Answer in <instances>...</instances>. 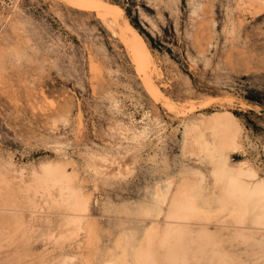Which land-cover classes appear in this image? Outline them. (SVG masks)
I'll return each mask as SVG.
<instances>
[{
    "label": "rangeland",
    "instance_id": "374dc122",
    "mask_svg": "<svg viewBox=\"0 0 264 264\" xmlns=\"http://www.w3.org/2000/svg\"><path fill=\"white\" fill-rule=\"evenodd\" d=\"M88 1L0 0V264H132L183 180L206 216L193 227L208 220L228 254L253 262L223 229L236 213L220 211L210 190L215 160L201 148L219 128L201 117L231 112L245 146L231 162L264 177V5L258 18L250 0ZM120 18L161 76L130 51ZM48 161L88 197L80 230L65 220L59 186L36 185Z\"/></svg>",
    "mask_w": 264,
    "mask_h": 264
},
{
    "label": "bare ground",
    "instance_id": "6f19581e",
    "mask_svg": "<svg viewBox=\"0 0 264 264\" xmlns=\"http://www.w3.org/2000/svg\"><path fill=\"white\" fill-rule=\"evenodd\" d=\"M79 1H81V4L84 5V3H82V0H79ZM84 1L86 4L90 3L88 0H87V2H86V0H84ZM250 1L256 2V4H253L254 9L251 11V13L255 14L256 15L255 17L259 18V16H260L259 14L263 10L262 5H264V0H250ZM99 3H97V5H100ZM236 6H238V5H236ZM84 7H85V5H84ZM101 7H102V5H101ZM235 9L236 8L234 7V10ZM237 9H239V8H237ZM96 10H97L98 16L100 18L104 19L106 24L108 25V27H110V29L113 30V28H115L114 22H112V20L109 19L108 16L104 12H102L99 8H96ZM227 10H229V9H227ZM227 10H226V12H227ZM107 13H108V11H107ZM209 15H211V14H209ZM228 17H229V15H228ZM119 25H120L122 33L125 35L123 40L128 44L130 51H132V53L136 54L135 56L137 58H139V60L141 59L144 63L145 62H148V63L152 62L153 65H155L157 68L158 76H161L162 71L158 67L159 65H157V63H156L157 61L155 60V58H157V56L154 58L153 54L150 55L149 52H146L145 46L141 42L137 41L135 43L131 40L129 33L125 29L124 24H123V20L121 18H120V24ZM222 30H226V29H222ZM238 30H239V28H238ZM210 32H211V28H210ZM211 34L209 33V35H211ZM214 34H216V33H214ZM201 36H203V34ZM244 38L248 39L246 37H244ZM253 42H255V41H253ZM253 42H252V44H255ZM237 44H238V42H237ZM241 46H242V44H241ZM217 47H219V46H217ZM252 47H253V45H252ZM218 50H219V48H218ZM187 57H189V56H187ZM148 85H150V84H148ZM153 86L155 87V85H153ZM152 89H153V91L155 90L154 88H152ZM156 92H159L158 89ZM157 94H160L163 97V99H165L164 101H168V103L170 102V97L166 96L164 93L159 92ZM156 101H158V100H156ZM202 116L203 117H201V119L208 117L210 120H212L214 123H216L218 125L219 130H220V131L217 130L216 133H212L211 135L215 136V137H213V140H211V141L207 140L205 142L204 146L201 148L206 153L212 154V157L215 160V168L212 171V177L214 179L215 186L213 188H211L210 190L213 191L215 194L217 203L219 204L220 211H225V210L228 211L229 210L230 216L233 213H236L235 216L232 217V220H233L232 224L226 226L223 229L227 230L229 228L231 230L230 233L232 234L231 237H233V239H231V238L230 239H231V241L232 240L236 241V244H235L236 249L238 248V246H244L245 245V247H244L245 248V250H244L245 256H247L249 258L250 257L253 258V259H250V260H253V262L249 260L251 262V264H264V177L263 176L260 177L257 174L256 169H254L255 167L253 168L252 165L248 164V162H247L248 160H245V159L241 160L240 159L241 161H238V162L236 161L235 163H233V161L231 162V159H230L231 157H230L229 152H236L239 149H241V147L242 148L245 147V146H241V144H240V141H241L240 137L242 135V131H244V130L241 129L242 126L240 127V125L237 121V118L231 112L224 111V110L223 111H216V112L213 111L210 115H207V116L202 115ZM240 124H242V123L240 122ZM220 133L223 136H225V137L222 136L224 138V140L220 139L219 138L220 136H218V138H217V135H219ZM244 135H245V133H244ZM152 148H154V147H152ZM157 148H160V147H157ZM162 149H163L162 151H164V148H162ZM154 150L155 149H153V152H155ZM217 151H218V155L217 154H216L217 156L213 155ZM242 151H244V150H242ZM155 153H157V152H155ZM141 154H140V156H141ZM165 154H167V153L165 152ZM144 155H146V154H144ZM160 155H161V153H160ZM163 155H164V153H163ZM145 157H148V155ZM149 157L151 158L150 154H149ZM150 158H147V159L149 160ZM147 159L146 160L144 159V160L148 161ZM153 160H156V159H153ZM136 162H137V160H136ZM160 162L161 161H159V163ZM146 163H148V162H145V164ZM155 166H157L156 162H155ZM155 166H153V167H155ZM3 167H5V166H3ZM61 167L62 166H59V165L54 164V163L49 162V161L45 162L41 165V169H42L41 174L40 173L36 174V175H40V176L37 177L34 174L33 180H34V177L35 178L37 177L38 184L36 183V185H39L38 189L39 190L43 189V190H45L44 192H46V193L49 192L48 188L51 187V185L52 186L55 185L56 187L59 186V189H60L59 190L60 191L59 192L60 193L59 199H60V201L63 202V204H65V209L67 212V214L65 213L66 214L65 220H67L69 223H71V225L73 224V225L77 226V228L75 226L74 227L77 230H80L81 229L80 224H81L82 218L85 216H89L88 215V204L89 203L87 201L88 199H86L88 197L83 196V194L81 193V191L78 188H74L72 186L71 174H70V176H71L70 177L69 174L67 172H65V170H63L64 167L62 169H60ZM154 170H156V168ZM164 173H166V172H164ZM160 176H162V175H160ZM164 177H165V175H164ZM164 177H162V179ZM170 179L172 180V178H170ZM96 180H98V179L96 178ZM170 181L166 180V185H168L170 183ZM1 182L2 181H0V183ZM183 182L185 185L184 184L181 185L179 190L176 192V195H174V197L170 200V202L168 204V210L165 213V217H164V220L162 221V223L161 224H160V222L153 223L151 226H149L146 229L144 237L142 238L141 242L139 243L137 248L134 249V251L132 253V259H133L132 264H201V262L204 260H205L204 262H206V264H245L242 261V258H244V257L238 256L234 259V257H232L230 254H228L227 251L225 250V248H223V246H224L223 241H225V240H221V239L217 238V237H219L218 235H220V233L223 232V230L221 232L219 230L214 231V233H211L212 230L209 232V229H208L209 224H208V226L206 225L208 220L205 221L206 223L201 220L202 223L198 225V228L193 227L194 226L193 224L195 221L193 223H190V221L200 219V218H204L206 216H203V215H205V213L200 211V209L196 205V200H195L196 195L192 194V192H191V190L193 188L192 185H190V183H188L187 181L185 182L183 180ZM103 184H105V183H103ZM105 190H107V189H105ZM47 194H49V193H47ZM6 201H7V198L0 193V209H2L1 203H3V202L5 203ZM55 202H56V200H55ZM4 210H6V209H4ZM221 213H219V214L217 213V214L220 215ZM227 217H229V216H227ZM2 219L0 220V223H1ZM206 219H208V217ZM221 220H223V219H221ZM195 223H197V222H195ZM222 223L224 224V222H222ZM217 224H219V223H217ZM71 225H69V226H71ZM2 228H3V226H2ZM72 231L73 230H71V233L73 235ZM74 233H75V231H74ZM223 234H221V235L223 236ZM224 237H226V236H224ZM230 239H228V240H230ZM232 243H233V241H232ZM224 244H226V242ZM228 244L231 245L230 242ZM229 248H231V246H229ZM228 252H232V250H230ZM244 253H243V255H244ZM250 262H249V264H250ZM60 264H62V263H60ZM103 264H118V263H117V261L110 259V260L105 261Z\"/></svg>",
    "mask_w": 264,
    "mask_h": 264
}]
</instances>
